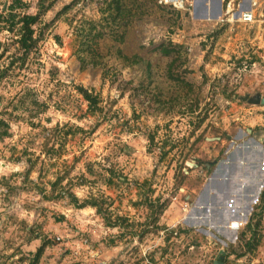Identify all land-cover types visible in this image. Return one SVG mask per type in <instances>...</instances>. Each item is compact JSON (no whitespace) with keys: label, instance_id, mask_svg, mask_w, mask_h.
Here are the masks:
<instances>
[{"label":"rangeland","instance_id":"obj_1","mask_svg":"<svg viewBox=\"0 0 264 264\" xmlns=\"http://www.w3.org/2000/svg\"><path fill=\"white\" fill-rule=\"evenodd\" d=\"M74 1L0 0V264H30L44 245L38 264H264V188L238 232L218 230L206 193L238 158L264 182V0L254 23L228 24L231 0L208 19L202 0L65 12ZM26 15L39 18L28 52ZM85 32L93 47L73 56ZM80 88L100 95L101 114ZM93 199L101 213L79 208Z\"/></svg>","mask_w":264,"mask_h":264},{"label":"crops","instance_id":"obj_2","mask_svg":"<svg viewBox=\"0 0 264 264\" xmlns=\"http://www.w3.org/2000/svg\"><path fill=\"white\" fill-rule=\"evenodd\" d=\"M256 165L260 170L264 167L262 162ZM249 166L251 165L243 163L241 158L223 164L214 176L212 189L206 192L216 207L214 213L218 214L223 223V227H218V230L234 232L229 228L230 223L235 220H242L246 223L249 220L248 216L254 210V205L259 201L258 195L264 188V182L262 184L261 180L263 178H259L261 177L259 171H254ZM248 175H251L250 178ZM208 202L203 201L201 205H207ZM213 216L209 213L205 215L209 222ZM230 216L233 218L228 219Z\"/></svg>","mask_w":264,"mask_h":264},{"label":"trees","instance_id":"obj_3","mask_svg":"<svg viewBox=\"0 0 264 264\" xmlns=\"http://www.w3.org/2000/svg\"><path fill=\"white\" fill-rule=\"evenodd\" d=\"M78 1L79 0H75L71 5L67 6L64 9L65 12L70 10L73 7H76L78 4ZM102 6H103V3H102ZM38 20H39V18L37 15H35V16L26 15L21 19L20 39L18 41V44H19L20 48L25 50L26 52H28L29 50H31L32 48H34L36 46L37 40L34 37L35 36L34 26L37 24ZM90 34H91L90 32H89V34L85 32V33H77L76 35H73V37L71 38V41L69 43V50L73 56L81 57L83 52H84V47L86 46V44H88V47H91V48L93 47L94 42H91V41L89 42V40H88V36ZM96 37L101 38L102 36L99 34ZM169 46H171V45H169ZM97 47H98V45H97ZM97 47H96V50H97ZM163 52L167 53V51H165V48H164ZM137 60H141V59H139L137 57L133 60V62H136ZM129 61L132 62V60H129ZM141 61L143 62V64H146L144 59ZM79 93L81 94L83 99L88 104V114H90V116H97L98 114H101L103 112V109L101 107L102 101H101L100 95L94 94L92 91L87 90L85 88H80ZM114 183H115L114 179L110 178L108 185L110 187H112L114 185ZM148 183H150V181L148 179H146L142 182L141 186H146V185H148ZM158 203H159V208L161 210L160 214H163V212L165 211L167 202L161 204L160 200L158 199L157 204ZM86 206L95 207L98 210V212L101 213L100 207H99L96 199H93L90 202H86V203L80 205L79 208H84ZM107 224H108V226H113L111 221H108ZM44 251H45V245L40 247L37 250L36 255L30 259V264H38L40 262L42 256H43V254H44ZM21 260H23V259H21Z\"/></svg>","mask_w":264,"mask_h":264},{"label":"built area","instance_id":"obj_4","mask_svg":"<svg viewBox=\"0 0 264 264\" xmlns=\"http://www.w3.org/2000/svg\"><path fill=\"white\" fill-rule=\"evenodd\" d=\"M237 0H231L227 9L219 19L218 23L228 24L233 22H243V23H254L256 21V6L258 2L256 0H251V6L249 9L244 11H236L235 4ZM161 5L174 6L176 9L186 10L185 3L182 0H159ZM245 223L242 220L232 221L229 225L231 231L238 232L244 227Z\"/></svg>","mask_w":264,"mask_h":264},{"label":"water","instance_id":"obj_5","mask_svg":"<svg viewBox=\"0 0 264 264\" xmlns=\"http://www.w3.org/2000/svg\"><path fill=\"white\" fill-rule=\"evenodd\" d=\"M208 1L209 0H202L203 17L208 19V16L210 13H213L212 14L213 16L219 17L221 15V2H222V0H218L219 1V9L217 12L214 11V9L212 7L213 4L212 3L209 4ZM254 103L264 105V98L258 97L254 100ZM206 210H208V209H206Z\"/></svg>","mask_w":264,"mask_h":264}]
</instances>
